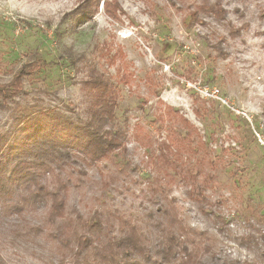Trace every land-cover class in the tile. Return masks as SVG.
Instances as JSON below:
<instances>
[{"label":"rangeland","instance_id":"obj_1","mask_svg":"<svg viewBox=\"0 0 264 264\" xmlns=\"http://www.w3.org/2000/svg\"><path fill=\"white\" fill-rule=\"evenodd\" d=\"M25 66L0 160L27 117L88 124L101 79L121 145L8 180L0 264H264V0H0V83Z\"/></svg>","mask_w":264,"mask_h":264},{"label":"trees","instance_id":"obj_2","mask_svg":"<svg viewBox=\"0 0 264 264\" xmlns=\"http://www.w3.org/2000/svg\"><path fill=\"white\" fill-rule=\"evenodd\" d=\"M97 6L99 0H93ZM110 5V4H109ZM201 9L209 11V4H203ZM110 10V9H109ZM88 10H82L80 17H90ZM91 12V11H90ZM114 14V13H112ZM29 67V66H27ZM26 66L23 67L18 73L15 74L13 79L9 83H0V97L1 101L7 100L12 95L17 94L22 89L23 77L30 74V69ZM95 97L94 108L90 110L91 119L88 124L79 125L71 120H59L57 123H45L38 122L37 117H27L28 126L35 127L30 135L26 136L24 141H17L13 151L7 155V159L0 160V194L6 188V184L9 181L12 182H28L35 181L39 185L37 180L39 169L47 168V162L52 160L57 162L61 158H74V157H88L91 161L100 160L101 158L108 156V153L121 145L119 131H105L103 128L105 125L113 123L115 118V99L113 97L112 89L105 80H99ZM107 134V135H106ZM109 134V135H108ZM50 137L52 139H50ZM5 135L0 136V155L5 156L6 152H9L11 146L4 151ZM75 148L76 152H73L71 148ZM14 156L21 157L12 169L11 174L6 176L2 173L3 166L7 164L8 160L14 158ZM33 157V159H29ZM24 158V159H23ZM49 161H45V160ZM41 160V161H39ZM37 167L38 170L33 171ZM42 186V185H41ZM39 186V187H41ZM63 208L61 201L55 200L53 204V211L51 215L56 217ZM61 214V213H60ZM91 229H94L97 224L92 223ZM99 226V225H98ZM126 247L130 246L131 250H141L139 248L138 238L130 236L123 242ZM89 245L86 237L79 239L78 251L83 252ZM129 253H125L124 257H127ZM145 259H152L148 254L143 255ZM118 264V263H117ZM213 264H237L234 260H221L214 262Z\"/></svg>","mask_w":264,"mask_h":264},{"label":"built area","instance_id":"obj_3","mask_svg":"<svg viewBox=\"0 0 264 264\" xmlns=\"http://www.w3.org/2000/svg\"><path fill=\"white\" fill-rule=\"evenodd\" d=\"M211 93L213 96L217 97L219 95V89L216 88Z\"/></svg>","mask_w":264,"mask_h":264}]
</instances>
